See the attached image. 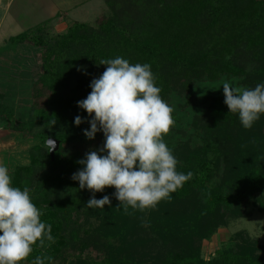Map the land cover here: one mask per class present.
Masks as SVG:
<instances>
[{"label": "trees", "instance_id": "16d2710c", "mask_svg": "<svg viewBox=\"0 0 264 264\" xmlns=\"http://www.w3.org/2000/svg\"><path fill=\"white\" fill-rule=\"evenodd\" d=\"M104 3L109 13L94 27L71 22L51 45L43 34L49 21L8 40L11 44L31 43L42 49L39 82L48 92L46 108L36 109L29 121H15L10 113L5 116L8 131L24 138L42 121L45 126L34 134L40 147L46 149V164L39 165L41 172L33 197L39 202L35 206L43 212L42 222L52 226L55 243L43 249L34 246L26 261L37 255L52 256L55 244L62 240L61 222L67 223L74 214L80 217L86 210L84 204L93 196L89 190V197L80 200L64 197L76 181L72 175L84 167L77 161L85 158L77 151L65 153L64 146L76 136L73 132L77 125L71 118V110L75 111L77 102L86 99L91 81L105 71V65H98L100 60L120 56L131 64H150L163 99L176 87L185 88L202 80L233 77L247 88L264 83V0H104ZM77 71L81 74L75 89L68 93V83ZM53 120L55 123L51 124ZM191 129V141L174 149L173 154L179 161L177 171L192 172V178L171 193L170 202L163 200L147 211L145 220V226L163 245L183 240L188 246L169 252L165 264H213L202 261L199 251L204 239L223 224L222 209L240 217L243 204L259 194L257 212L264 216V114L251 129H245L238 114L229 112L227 105L215 98L205 116L192 120ZM48 139L59 142L53 160L46 146ZM27 153L28 163L16 166L11 175L13 186L21 190L29 184L37 164L34 147ZM60 195L64 201L58 199ZM105 195L111 205L97 208L98 213L101 216L112 213L109 240L118 239L120 245L109 243L103 260L95 264H141L129 252L145 244V240L132 239L143 230L141 217L145 213L129 208L131 214H125L122 208H117L119 201L113 192L95 193L100 199ZM47 197L53 202L59 200L57 211L41 209L40 202ZM215 264H264V244L244 238L234 251H217Z\"/></svg>", "mask_w": 264, "mask_h": 264}, {"label": "clouds", "instance_id": "9594fccd", "mask_svg": "<svg viewBox=\"0 0 264 264\" xmlns=\"http://www.w3.org/2000/svg\"><path fill=\"white\" fill-rule=\"evenodd\" d=\"M98 65H105V71L91 81V92L77 104L93 117L84 135L91 140L102 131L105 139L99 151L77 161L84 167L71 178L79 181L80 189L92 191L86 204L90 209L111 205L107 195L95 198L96 192L108 187L116 189L117 208L125 214H131L129 208L133 212L155 209L163 200L170 202L171 193L193 176L177 171L179 161L163 139L175 123L174 109L160 95L150 64H131L117 56ZM222 86L229 112L238 114L242 126L251 129L264 114V83L247 88L224 81ZM82 122L79 115L75 117L77 126ZM47 143L51 151L54 141ZM30 191L27 186L22 190L13 186L9 169L0 165V264H22L34 246L43 249L55 243L52 226L42 222L43 212ZM46 262L54 264L53 257L37 255L31 264Z\"/></svg>", "mask_w": 264, "mask_h": 264}, {"label": "rangeland", "instance_id": "374dc122", "mask_svg": "<svg viewBox=\"0 0 264 264\" xmlns=\"http://www.w3.org/2000/svg\"><path fill=\"white\" fill-rule=\"evenodd\" d=\"M79 1L81 0H26V2L24 0H16L13 7H15V10L16 7H24L22 9L27 7L28 12L34 15L38 7L45 9L55 4L60 6L61 3H64L63 6L69 7L70 4ZM92 4L94 5L92 6ZM89 5L87 8L75 11L76 13L74 14H69L65 18L64 24L68 20L75 19L80 23H86L94 27L102 17L109 13L104 0L91 2ZM39 23L38 21L36 24ZM27 24L34 25L35 23L28 21ZM66 28L58 29L48 26L43 34L45 38L49 39V44L51 45L65 32ZM20 32L25 31L20 26L12 27L9 22L3 25L0 32V113H2L0 119L4 124V128L6 127L5 129H7L5 121L7 113H10L15 121L21 123L29 121L35 115L36 109L46 108L45 100L48 96V92L39 82L42 49L31 45V43L16 45L8 41L11 37L20 34ZM7 34L11 36L8 39L6 38ZM80 74L81 71H77L70 79L68 83L69 89H67L68 93L75 89L76 80ZM224 81L231 82L234 86L243 87L240 79L233 77H222L216 81L202 80L194 82L185 88L176 87L164 99L174 109L172 116L175 123L169 133L163 137L172 151L183 144L187 146L188 142L191 141L193 133L191 129L192 120L195 117L205 116L213 99L218 98L224 102L225 97L222 86ZM74 107L75 111L71 110L72 120L75 122V117L79 115L83 122L79 126H75L77 130H74L73 135L76 134V136H74L73 140H70L69 144L64 146V151L65 153L77 151L86 157V153L90 151H99L103 146L105 137L103 132L99 131L94 139L89 140L84 135V130L90 129L89 121L93 117L89 116L80 107ZM42 124H44V121L31 134H28V138H24L22 134L12 133L16 135V138H12L10 144L8 141L0 142V165H4L9 169L10 176L16 166L28 163V149L34 147L33 156L37 164L32 172V179L28 180V185H25L31 190L30 196L34 204L38 202V199L33 196L36 194V180L39 172H41L39 165L46 164V149L44 147L41 148L39 141L34 137V134L45 128ZM67 129H69V126ZM101 154L106 155L107 153ZM105 191L115 193L116 189L108 187L102 192ZM67 193L64 197L72 201L83 199L86 195L89 197V190L87 188L80 189L79 181L72 183ZM258 197H260L259 194L254 199H250L243 204L240 217L225 209L221 210L223 214L221 221L223 224L219 225L214 233L209 238L204 239L201 244L199 255L202 261H213V264H215L217 251H234L244 238L248 240L257 239L264 244V216L257 212L256 201ZM95 198L100 199L98 196H95ZM58 199L64 201L61 195ZM44 200L46 201L40 202L41 209L49 208L54 212L60 208L59 200L53 202L50 197ZM86 204H84L86 210L81 212L80 217L77 218L74 214L67 223L61 222L59 236L62 240L59 244H55V251L52 255L54 264H95L103 260L109 243L116 247L120 245L118 239L109 240L112 237L109 222L112 213L107 216H101L97 208L90 209ZM151 210H146L141 217L143 230L132 237L133 240H145V244L140 245V247H134L129 252V255L133 256L136 259L135 261H140L141 264H165V261H167L165 258L169 252H177L182 248L187 249L188 246L183 244V240L171 245L160 243L156 239L155 234L149 231L144 223L148 212ZM56 217H59V215ZM75 221L77 222L75 223ZM32 260L24 261L22 264H31Z\"/></svg>", "mask_w": 264, "mask_h": 264}, {"label": "crops", "instance_id": "0c3cea01", "mask_svg": "<svg viewBox=\"0 0 264 264\" xmlns=\"http://www.w3.org/2000/svg\"><path fill=\"white\" fill-rule=\"evenodd\" d=\"M15 1L16 0L0 1V32L3 25L6 24L7 22H9V24L12 25V27L20 26L24 31H27L28 29L47 21H50L49 26L53 28L65 29L71 22H79L78 20L73 19V20H68V22L64 24V20L66 17H68L69 14H74L76 13L75 11L77 10H82L83 8H87V6H90L89 4H91V2L94 3L95 1H101V0H81L74 4H70L69 7L63 6L64 3H61L60 6L55 4L52 5L50 8L46 7L45 9L43 7L40 8L38 7L34 15L28 12L27 7H25V9H22L24 7H20V8L16 7L15 10V7H13ZM24 2H26V0H24ZM93 5L94 4H92V6ZM28 21H32V23L35 24L34 25L29 24L30 25L29 26L27 24ZM38 21L40 23L36 24ZM10 37L11 36L7 34L6 38L8 39ZM12 138H16V135L7 131V129L4 128V124L1 122L0 119V142L8 141L10 144ZM0 150H1V146H0Z\"/></svg>", "mask_w": 264, "mask_h": 264}, {"label": "water", "instance_id": "95a60500", "mask_svg": "<svg viewBox=\"0 0 264 264\" xmlns=\"http://www.w3.org/2000/svg\"><path fill=\"white\" fill-rule=\"evenodd\" d=\"M48 140H51V141H54V148L50 151V146L48 145L47 141ZM46 141V146L48 147L49 149V156H50V159L53 160V157H54V153L57 151L58 147H59V142L55 139H48Z\"/></svg>", "mask_w": 264, "mask_h": 264}]
</instances>
